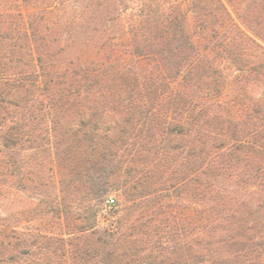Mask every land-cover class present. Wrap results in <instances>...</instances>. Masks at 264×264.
Returning a JSON list of instances; mask_svg holds the SVG:
<instances>
[{
    "label": "trees",
    "instance_id": "obj_1",
    "mask_svg": "<svg viewBox=\"0 0 264 264\" xmlns=\"http://www.w3.org/2000/svg\"><path fill=\"white\" fill-rule=\"evenodd\" d=\"M12 1L0 203L36 171L59 231L0 222V264H264V0Z\"/></svg>",
    "mask_w": 264,
    "mask_h": 264
},
{
    "label": "rangeland",
    "instance_id": "obj_2",
    "mask_svg": "<svg viewBox=\"0 0 264 264\" xmlns=\"http://www.w3.org/2000/svg\"><path fill=\"white\" fill-rule=\"evenodd\" d=\"M130 1L131 2L128 3V6L132 9L139 5L140 0ZM10 5L13 6L15 4L13 2ZM125 7H127V4ZM80 40L81 39H79V41ZM71 50L72 49L69 50V54L73 53ZM47 176L46 172V177ZM42 182L45 183L44 187L40 186ZM30 183L29 187L25 190L19 188L17 183H14L15 185L13 186L12 191H10V198L3 203H0V222L8 224L14 223V225H20L22 227H25L24 225H29V227L31 226L33 229L38 230L47 229L49 231H59L58 222L56 218L53 216L51 217V214L43 218L38 215L39 210L44 207V200H51V198L55 197V187L52 186V183L48 178L41 181L40 176L36 171L32 174ZM112 198L117 199L115 196H112ZM114 212L115 210L112 208H105L99 212L98 221L101 227H109L111 225L113 217L116 215ZM22 217H30L32 221L30 223L23 221L22 224H19L21 219L26 220V218Z\"/></svg>",
    "mask_w": 264,
    "mask_h": 264
}]
</instances>
